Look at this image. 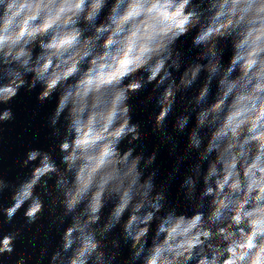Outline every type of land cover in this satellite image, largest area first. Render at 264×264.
<instances>
[{
  "label": "clouds",
  "instance_id": "obj_1",
  "mask_svg": "<svg viewBox=\"0 0 264 264\" xmlns=\"http://www.w3.org/2000/svg\"><path fill=\"white\" fill-rule=\"evenodd\" d=\"M21 91L0 264H264V0H0Z\"/></svg>",
  "mask_w": 264,
  "mask_h": 264
},
{
  "label": "water",
  "instance_id": "obj_2",
  "mask_svg": "<svg viewBox=\"0 0 264 264\" xmlns=\"http://www.w3.org/2000/svg\"><path fill=\"white\" fill-rule=\"evenodd\" d=\"M35 103V93L31 97H28L25 96L23 91H21L13 105L17 119L15 123L10 126V128L0 134V136L3 137V139H0V174H3L6 169H12V172L7 177L8 179H12L15 173V169L13 167L14 160L24 151V145L17 140V137L23 134L26 139H30L32 131L41 126L42 117L51 107V105L42 106L39 114L32 120L31 128H27V130H25L26 121L30 118L31 109ZM43 136L44 132L42 131L41 141H43ZM5 199L6 194L0 197V200ZM22 247L23 245L18 244L17 249L19 250Z\"/></svg>",
  "mask_w": 264,
  "mask_h": 264
}]
</instances>
